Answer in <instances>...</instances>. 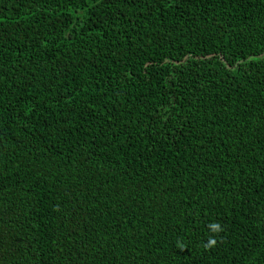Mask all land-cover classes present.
<instances>
[{
	"label": "trees",
	"instance_id": "16d2710c",
	"mask_svg": "<svg viewBox=\"0 0 264 264\" xmlns=\"http://www.w3.org/2000/svg\"><path fill=\"white\" fill-rule=\"evenodd\" d=\"M0 264H264V0H0Z\"/></svg>",
	"mask_w": 264,
	"mask_h": 264
},
{
	"label": "clouds",
	"instance_id": "9594fccd",
	"mask_svg": "<svg viewBox=\"0 0 264 264\" xmlns=\"http://www.w3.org/2000/svg\"><path fill=\"white\" fill-rule=\"evenodd\" d=\"M210 228L213 232H219L222 230L219 223H212L210 225ZM215 243H216V240L210 237L209 240L206 242L205 247H212L215 245Z\"/></svg>",
	"mask_w": 264,
	"mask_h": 264
}]
</instances>
